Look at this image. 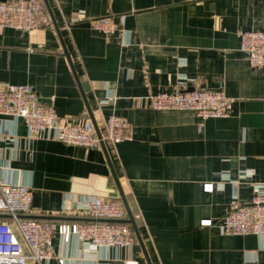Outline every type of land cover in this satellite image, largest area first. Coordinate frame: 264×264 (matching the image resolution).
Here are the masks:
<instances>
[{
  "label": "crops",
  "instance_id": "0c3cea01",
  "mask_svg": "<svg viewBox=\"0 0 264 264\" xmlns=\"http://www.w3.org/2000/svg\"><path fill=\"white\" fill-rule=\"evenodd\" d=\"M41 1L47 26H0V85H30L63 121L91 119L99 131L110 114L123 116L131 137L114 151L87 149L33 138L21 118L0 115V178L28 183V215L53 222L86 218L73 210L82 198L121 199L117 179L136 226L130 250L64 244L55 233L49 263L64 255L83 264L89 254L98 263L264 264V236L218 228L233 198L249 203L264 182V67L250 65L237 35L264 29V0ZM100 17L116 28L92 29ZM181 85L221 88L233 99L229 115L149 107V95Z\"/></svg>",
  "mask_w": 264,
  "mask_h": 264
},
{
  "label": "built area",
  "instance_id": "2783aa9c",
  "mask_svg": "<svg viewBox=\"0 0 264 264\" xmlns=\"http://www.w3.org/2000/svg\"><path fill=\"white\" fill-rule=\"evenodd\" d=\"M50 23L46 7L41 0L0 1V26L22 31L45 27ZM92 29L109 33L116 28L112 17L89 20ZM239 49L245 54L252 67H264V29L239 30ZM149 107L153 110H186L194 112L201 120L227 117L233 99L221 88H188L181 85L172 92L149 95ZM264 111V100L262 102ZM0 115L21 118L29 135L33 138L54 139L83 148H100L116 145L131 137L129 122L116 114L103 121L98 135L91 119L63 121L52 104L41 101L34 89L27 84L0 85ZM217 177L219 173L216 174ZM216 177V178H217ZM223 182H207L203 190L212 192L221 188ZM253 196L249 203L233 198L229 211L218 223L219 231L227 235L264 236V182L253 184ZM32 193L25 182H7L0 178V213L8 219H0V264H50L55 258L53 236L61 237L64 244L72 238L95 247L131 249L135 237L130 225L124 222L127 211L118 197L91 195L82 198L73 210L83 217L74 221L53 222L28 217L31 211ZM210 226L211 219L200 221ZM131 256L98 263L87 254L83 264H128ZM58 264H67L64 255L56 257Z\"/></svg>",
  "mask_w": 264,
  "mask_h": 264
},
{
  "label": "water",
  "instance_id": "95a60500",
  "mask_svg": "<svg viewBox=\"0 0 264 264\" xmlns=\"http://www.w3.org/2000/svg\"><path fill=\"white\" fill-rule=\"evenodd\" d=\"M96 132H97L98 135L100 134V131L97 130V129H96ZM104 146H105V145L102 143V147H104ZM116 184H117V187H118V189H119V191H120L121 199H122L123 204H124V206H125V208H126V211H127V219H125L124 222L131 224V225L133 226V228L136 230L135 222H134V220H133V217H132L131 211H130L129 206H128L127 202H126L125 197L123 196V194H122V192H121V189H120V186H119V184H118V182H117V179H116ZM7 217H9V216L6 215V214H0V218H7ZM28 217L34 218V217H32V216H28Z\"/></svg>",
  "mask_w": 264,
  "mask_h": 264
},
{
  "label": "trees",
  "instance_id": "16d2710c",
  "mask_svg": "<svg viewBox=\"0 0 264 264\" xmlns=\"http://www.w3.org/2000/svg\"><path fill=\"white\" fill-rule=\"evenodd\" d=\"M129 224V223H128ZM130 225V224H129Z\"/></svg>",
  "mask_w": 264,
  "mask_h": 264
}]
</instances>
